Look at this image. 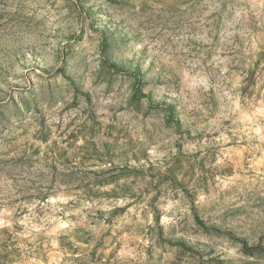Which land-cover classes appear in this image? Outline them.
<instances>
[{"label":"rangeland","instance_id":"rangeland-1","mask_svg":"<svg viewBox=\"0 0 264 264\" xmlns=\"http://www.w3.org/2000/svg\"><path fill=\"white\" fill-rule=\"evenodd\" d=\"M7 264H264V0H0Z\"/></svg>","mask_w":264,"mask_h":264},{"label":"trees","instance_id":"trees-1","mask_svg":"<svg viewBox=\"0 0 264 264\" xmlns=\"http://www.w3.org/2000/svg\"><path fill=\"white\" fill-rule=\"evenodd\" d=\"M10 256L11 252L7 251L6 249L0 251V264H7L11 262Z\"/></svg>","mask_w":264,"mask_h":264}]
</instances>
